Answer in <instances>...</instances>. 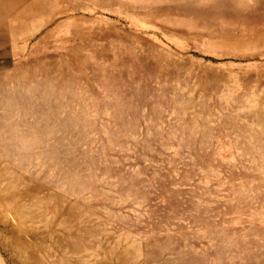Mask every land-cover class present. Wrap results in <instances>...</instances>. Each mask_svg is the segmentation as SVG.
Segmentation results:
<instances>
[{"label": "rangeland", "instance_id": "obj_1", "mask_svg": "<svg viewBox=\"0 0 264 264\" xmlns=\"http://www.w3.org/2000/svg\"><path fill=\"white\" fill-rule=\"evenodd\" d=\"M0 264H264V0H0Z\"/></svg>", "mask_w": 264, "mask_h": 264}]
</instances>
